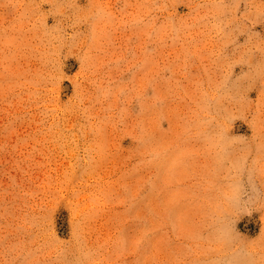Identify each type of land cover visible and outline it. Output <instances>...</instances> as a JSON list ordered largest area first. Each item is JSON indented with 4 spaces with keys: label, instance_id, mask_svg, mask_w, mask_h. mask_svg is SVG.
<instances>
[{
    "label": "rangeland",
    "instance_id": "1",
    "mask_svg": "<svg viewBox=\"0 0 264 264\" xmlns=\"http://www.w3.org/2000/svg\"><path fill=\"white\" fill-rule=\"evenodd\" d=\"M0 264H264V0H0Z\"/></svg>",
    "mask_w": 264,
    "mask_h": 264
}]
</instances>
